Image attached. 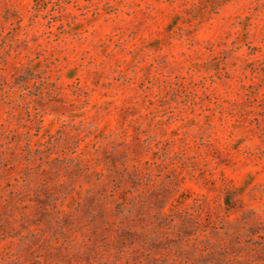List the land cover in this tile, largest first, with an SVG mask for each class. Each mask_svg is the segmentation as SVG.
<instances>
[{
  "label": "rangeland",
  "instance_id": "obj_1",
  "mask_svg": "<svg viewBox=\"0 0 264 264\" xmlns=\"http://www.w3.org/2000/svg\"><path fill=\"white\" fill-rule=\"evenodd\" d=\"M0 264H264V0H0Z\"/></svg>",
  "mask_w": 264,
  "mask_h": 264
}]
</instances>
